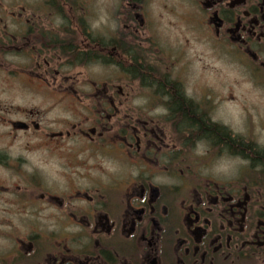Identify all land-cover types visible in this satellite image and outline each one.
Wrapping results in <instances>:
<instances>
[{
	"label": "flooded vegetation",
	"instance_id": "af4514ba",
	"mask_svg": "<svg viewBox=\"0 0 264 264\" xmlns=\"http://www.w3.org/2000/svg\"><path fill=\"white\" fill-rule=\"evenodd\" d=\"M0 264H264V0H0Z\"/></svg>",
	"mask_w": 264,
	"mask_h": 264
},
{
	"label": "rangeland",
	"instance_id": "374dc122",
	"mask_svg": "<svg viewBox=\"0 0 264 264\" xmlns=\"http://www.w3.org/2000/svg\"><path fill=\"white\" fill-rule=\"evenodd\" d=\"M205 64L213 65V61L209 58L205 59ZM219 69V91L221 96L233 97L234 100L229 104H222L220 113L222 117L234 121H238L241 117V108L244 101H255L262 97L260 92H255L248 85V77L239 69L225 64L223 61L216 65ZM206 79L215 81L211 73H205ZM215 75H217L215 73ZM217 83V81H216ZM258 98V99H257ZM257 99V100H256Z\"/></svg>",
	"mask_w": 264,
	"mask_h": 264
}]
</instances>
